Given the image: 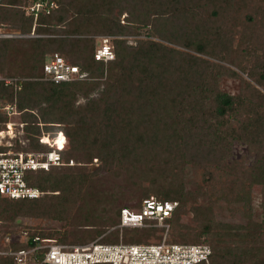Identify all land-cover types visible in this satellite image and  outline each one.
Returning <instances> with one entry per match:
<instances>
[{
    "label": "trees",
    "instance_id": "16d2710c",
    "mask_svg": "<svg viewBox=\"0 0 264 264\" xmlns=\"http://www.w3.org/2000/svg\"><path fill=\"white\" fill-rule=\"evenodd\" d=\"M36 1L27 0L26 11L19 13L0 0V30L9 25L12 28L18 27L21 31L30 32L34 28L39 34L52 35L50 38H37L26 42L30 44L31 51L20 50L19 54L25 60L30 61L33 58L35 62L33 68L28 69L24 75H12L10 83L0 80V130L6 128L12 118L4 108L15 107L22 116L24 139L28 143L22 149L41 148L40 137L46 133L55 137L62 131L66 135L67 147L69 146L71 152L89 151L91 161L97 159L100 162L95 173L96 176H100L98 181L114 164L125 166L126 163L134 161L136 163L134 167L141 170V175L137 179L140 182L143 180L147 182V189L143 190L144 201L156 196L155 199L160 202H178L172 218L167 220L173 226L179 214L195 200L192 192L186 190L184 183L186 176L177 171L179 165L176 162L188 164L193 160L189 152L204 150L203 147L206 146L209 149L208 153L205 151L206 156L210 154L218 158L219 163L228 164L230 149L234 142L258 144L254 138L247 139V136L261 134L264 128V104L259 102V98H264V94L251 81L264 88V66L257 74V64L249 68L237 65L247 74L246 79L235 70L210 61L209 58L220 55L216 47L212 46V42L220 35L217 32L211 33L212 29L207 22L220 14L230 18L227 11H235L236 7H240L244 15V25L248 28L260 14L264 18V0H133L134 4L129 3L131 0H100L106 5L109 1L112 3L110 12L105 16L110 26L102 33L116 37L113 44L115 59L107 63L97 61L96 49L82 45L83 40L71 39L68 37L72 33L71 30L62 28L63 25L78 26V23L91 19L95 7L92 0H43L42 9L29 13V8ZM252 11L256 13V18ZM115 12L117 16L114 15ZM125 13L127 14L125 23H122L120 18ZM141 35L145 38L137 39L136 45L128 43V37ZM157 36L170 45H178L179 48L152 39ZM15 42L0 39V71L12 54L11 45ZM40 45L54 46V51L49 53L50 57L57 53L66 61L67 57L80 52V46L82 48L85 46L89 51L86 64L81 71H91L95 78H101L105 75L104 67H109L111 70L119 71L118 79L116 78L112 84L108 83L110 85L98 99H89L90 94L99 87L97 82L79 83L77 81L82 79H77L54 83L42 80L48 57L40 50ZM222 48L225 51H219L221 54L224 53L220 58L222 61H229L234 51L227 46ZM232 60L236 61L237 58ZM69 63L77 66L75 62ZM19 69L23 71V66ZM224 75L239 77L244 89L250 88L252 94L242 91L238 95H232L223 91L220 80ZM112 78L113 75L110 76V79ZM73 86L79 88L78 92L71 90ZM77 94L89 99L85 106H76ZM94 131L98 132V136L94 135ZM168 162L176 175L172 178H167L166 173L157 175L155 173L157 169L167 170L163 163ZM229 165L232 171L231 163ZM71 169L72 167L60 178L54 177L56 183L50 187V191L55 193L48 194L45 186L41 184L43 179L49 180L51 177L44 176L43 179L39 177L36 182V185L45 192L41 197L11 199L2 196L0 222H6L10 228L20 216L49 217L63 221L68 219L76 205L75 190L82 181L81 174L73 173ZM50 171L29 175L34 180L38 174H48ZM207 171L209 174L207 182L211 187L215 172L212 169ZM251 171H253L251 180L254 174L258 176L253 182L264 183V154L259 157ZM180 175L182 178L178 180ZM246 195L244 191L240 197L245 199ZM103 196L94 193L92 198L102 200ZM127 208L129 209L125 207L121 210ZM116 215L118 218L116 224L119 225L121 211H116ZM107 221L114 226L113 219ZM103 233V229H96L86 235L92 237ZM209 233L210 231L203 230L199 235L202 238ZM146 234V230H138L137 234L123 242L149 243L144 242ZM36 235L41 237L35 233L31 236ZM115 237L105 239L102 237L99 241L119 243L117 234ZM41 238L53 239L58 243L66 242L49 236ZM85 240L81 241L82 244L90 243ZM184 244H208L212 248L211 264H245L241 257L237 255L229 257L221 252L219 247L215 253L209 242ZM28 245L29 243L15 246L12 250ZM2 262L12 264L11 259Z\"/></svg>",
    "mask_w": 264,
    "mask_h": 264
},
{
    "label": "rangeland",
    "instance_id": "374dc122",
    "mask_svg": "<svg viewBox=\"0 0 264 264\" xmlns=\"http://www.w3.org/2000/svg\"><path fill=\"white\" fill-rule=\"evenodd\" d=\"M92 1L93 6H95L94 12L97 13L96 15L92 11L93 15L91 19L85 20L84 22L81 20L82 23H78V26L70 27L69 25H63L62 28L63 30H71L72 33L69 34L68 37L75 40H83L82 45L88 46L89 49L93 47L95 50L101 45L102 37H110L113 44L116 37L102 33L108 30L110 26L105 16H107L112 8L111 1L108 2V5L103 4L100 0ZM1 2L6 3V6L19 13L26 11L27 0H1ZM7 3L9 5H7ZM129 3L134 4L133 0ZM239 9L240 7H236V10L231 9L235 11L226 10L227 13H230V18L224 14H220L219 16H213V18L207 22L212 29L211 33L217 32L220 35L212 42V46L216 47V51L220 55L216 58H209V60L235 70L241 76L248 79L247 74L242 72L237 65L249 68L257 64L256 73L259 74L261 72L264 66V18H262L263 15L260 14L257 16L254 23L246 28L244 25L243 11ZM237 10H239V12L235 13ZM116 12L114 15L117 16ZM252 14L256 18V13L254 11H252ZM207 15L208 13H206V17ZM126 16V13L121 16L120 19L122 23H125ZM3 28L4 29L0 30L3 31L2 33L23 35V37L17 36L14 38L2 39L24 42L22 45L16 42L15 44L12 43V54L8 57V61L3 64L2 71H0V80L8 82L11 81L12 75H24L28 69L33 68L35 65L31 55L29 54L32 58L30 61L25 60L19 54L20 50L30 49V44L27 43L33 39H46L50 38L52 35L47 33L39 34L34 31V28L30 32L29 30L27 32L21 31L20 28H12L11 26L9 27V25ZM32 34L33 36H31ZM140 38H145V36L128 37V43L130 45H136L137 39ZM152 39L165 45L167 44L179 48L178 45H170L158 36ZM222 46H227L234 51L229 61H222L220 58L224 53L221 54L219 51H225ZM37 48H39V46ZM80 48V52L67 57V61L77 63L79 71L86 76L85 79L77 82H97L99 84V87L90 94L89 98L98 99L106 87L114 83L116 78L118 79L117 76L119 75V71L117 69L114 71L109 67H104L105 75L101 78H95L91 71H81L82 67L86 64L85 61L89 49H85V46L83 48L80 46ZM54 49V46L47 47V45H40V50L44 51L45 57L48 58L51 55L49 53H52ZM28 51H31V49ZM240 54H242L241 57L237 56ZM244 55H246V57H244ZM235 58H237V60L233 61L232 59ZM19 65L23 66V71L19 69ZM111 75H113L112 79H110ZM251 82L264 94L263 87L259 86L255 81ZM108 83L110 84L108 85ZM242 84L239 77L224 75L220 80V87L225 92L232 95H238L242 91L252 94V90L250 88L244 89ZM78 89L79 88L75 86L71 88V90H74L73 92H78ZM76 97V106H85L89 101L88 98L80 94H77ZM259 102L264 104V98H259ZM43 106L45 105L43 104ZM21 117V114L13 116L10 119L15 123V126H13V133H4V142L11 141L13 143V148L16 150H18V148H25L28 145V143H26V145L22 143V140L25 138V133H23ZM262 129L261 134L255 133L252 137L247 136V139L254 138L258 144L249 145L244 141L234 142L230 149L231 156L228 164L219 163V159L214 158L210 154L206 156L205 154L206 152L208 153L209 150L206 146L203 147L204 150L197 151V149L195 151H190L189 154L193 160L188 164L180 161L176 162L179 165L176 168L177 171L181 174L184 173L186 176L184 179V183L187 187L186 190L192 192V197L195 200H191L193 202H189L190 204L175 219L173 226L170 225L167 236L168 242L176 241L177 243L181 242L183 244L185 242H209L215 249V253L218 251L219 247V250L226 253L229 257L234 255L241 257L245 264L263 263L264 183L262 181L253 182V179L258 178L254 173V177L251 180V174L253 172L251 171L252 167L257 164L259 157L264 154V128ZM50 133L51 132H49V134ZM45 135L48 136L47 133ZM94 135L98 136V132L94 131ZM64 153L65 160L74 161V164L70 166L72 167V172L76 174L79 173L82 177V181L75 190L74 202L76 205L73 207L69 218H65L66 220L63 221L49 217L32 218L20 216L10 228L7 227L6 222H0L1 252L12 250L15 246L27 244V236H31L33 233L39 234L41 237L49 236L61 241H66L65 243L67 244H82L83 242L81 241L85 239V241L91 242L95 239L101 240L100 238L102 237H104V239L106 237L116 238V234L119 238V242L123 240L126 242L129 237L131 238L132 235L137 234L138 230L144 229L147 231L144 242L157 243L164 240V231L162 227L147 226L129 229L121 228L116 224L118 220L116 211H122L121 209L125 207H129V209L134 211H139L144 203L143 190L147 189V182L146 180L140 182L137 179L141 175V170L140 168L134 167L136 164L134 161L126 163L125 166L114 164L106 173H103L101 180L98 181L100 176H96L95 173L100 162L97 159L91 161L89 151L73 153L68 146L67 151ZM163 160L164 159H162V161ZM229 163L232 165V171ZM163 165L167 170L157 169L155 171L157 175L166 173L167 178H172V176L176 175L171 169L169 162L166 164L163 163ZM70 167L53 168L48 174H38L37 180H34L37 182L39 177L43 179L44 176H51L49 180L43 179L41 184L45 186V190L48 194L55 193L50 191V187L56 183L54 177L60 178ZM216 168L217 171H215ZM210 169L215 172L211 187L207 182L209 179L207 170ZM154 177H156V175H154ZM91 178L93 180H91ZM181 178L182 175L178 177V180H181ZM244 191H246L247 195L245 199H242L240 195L243 196ZM94 193L102 196L104 195V199L98 200L96 197L92 198ZM108 219L114 220V226L108 223ZM96 229H103L104 233L102 235H93L92 237L91 235L90 237L86 235L89 231L92 232ZM7 230L9 233H6ZM203 230L210 231V233L201 238L199 233ZM25 232L28 233L27 236L24 234ZM7 259H10V257L0 255V264H3L2 260ZM37 264H40V262Z\"/></svg>",
    "mask_w": 264,
    "mask_h": 264
},
{
    "label": "built area",
    "instance_id": "2783aa9c",
    "mask_svg": "<svg viewBox=\"0 0 264 264\" xmlns=\"http://www.w3.org/2000/svg\"><path fill=\"white\" fill-rule=\"evenodd\" d=\"M43 7V0H37L28 11L29 13L39 11ZM17 36L23 37V35L5 34L0 31V39ZM95 59L105 63L115 59L114 46L110 37L101 38V45L96 49ZM85 77L76 65H71L56 53L47 59L42 80L63 83L85 79ZM4 111L9 117L19 114L12 106H6ZM13 126L15 123L9 121L6 128L0 130V199L2 196L11 199H36L43 196L45 192L36 185L29 174L47 172L53 168L74 164V161H67L63 156L67 147V138L64 132L60 131L55 137L49 135L40 137L41 148L16 150L11 141L4 142V133H13ZM61 138L64 142L62 146L59 145ZM22 143L26 145L27 142L24 139ZM177 207L176 201L160 202L151 197L144 201L139 211L128 208L121 211L119 227H162L164 240L161 242L124 243L121 241L111 244L95 240L87 244H67L58 243L53 239H44L38 235H28V237V233L25 232L26 243H29L27 247L0 251V255L10 257L12 264L39 262L40 264H211L212 248L208 244H182L167 241L170 230L167 220L172 218Z\"/></svg>",
    "mask_w": 264,
    "mask_h": 264
},
{
    "label": "bare ground",
    "instance_id": "6f19581e",
    "mask_svg": "<svg viewBox=\"0 0 264 264\" xmlns=\"http://www.w3.org/2000/svg\"><path fill=\"white\" fill-rule=\"evenodd\" d=\"M63 143H64V142H63V138H61V139L59 140V145L62 146Z\"/></svg>",
    "mask_w": 264,
    "mask_h": 264
}]
</instances>
